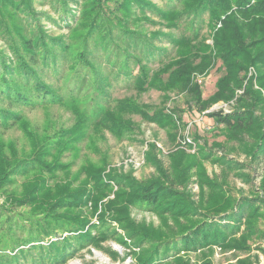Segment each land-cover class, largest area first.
I'll list each match as a JSON object with an SVG mask.
<instances>
[{
	"label": "rangeland",
	"instance_id": "obj_1",
	"mask_svg": "<svg viewBox=\"0 0 264 264\" xmlns=\"http://www.w3.org/2000/svg\"><path fill=\"white\" fill-rule=\"evenodd\" d=\"M125 1L12 0L11 5H0V72L2 63L17 60L21 27L24 37L43 36L47 44H54L61 68L58 81H52V75L41 79L55 102L35 108L3 107L8 115L0 119V255L6 254L0 256V264L12 251L47 247L52 238L59 241L69 235H74L79 249L65 264H166L175 256L191 264L206 260L235 264L241 259L264 264V155L259 149L264 148V135L257 142L256 158L251 153L246 156L237 140L228 142V135L215 127L213 119L196 111L195 97L176 77L179 66L196 69L201 49L215 46L227 13L218 18L215 11L218 21L208 24L209 12H205L199 29L192 27V11L206 0H129L124 9ZM212 2L231 8L227 15L238 9L237 0ZM97 24L102 30L113 26V35L93 38ZM8 36L15 39L13 51ZM125 40L134 41L132 47ZM219 67L220 63L207 73L193 74L201 102H210L216 92L222 75ZM218 111L229 113L230 106L217 102L207 112ZM182 112L184 124L189 125L185 133L184 124L177 132L171 123L180 124ZM183 133L187 140L196 133L211 160L178 178L169 171V154L176 151V140ZM213 142L224 143L225 149ZM152 145L157 147L154 151ZM149 148L151 157H147ZM156 159L169 176L159 175ZM198 176H207L202 181L204 191L208 184L220 182L235 197L244 195L246 205L258 208V227L247 249L225 251L213 246L208 257H203L207 250L178 252L180 238L170 241L172 237L166 235L159 240L138 226L158 224V216L135 199L140 189L134 188L159 184L174 189L176 197L166 198L162 206L173 204L172 209L182 206L187 211L202 191ZM222 176H228V182ZM49 192H58L56 196L65 203L47 205L43 197ZM246 205L210 221L228 222ZM241 222L239 238L246 235L249 224L244 217ZM40 229L50 235L44 237ZM8 232L21 237L12 241L4 237ZM90 232L93 238L89 239Z\"/></svg>",
	"mask_w": 264,
	"mask_h": 264
},
{
	"label": "trees",
	"instance_id": "obj_2",
	"mask_svg": "<svg viewBox=\"0 0 264 264\" xmlns=\"http://www.w3.org/2000/svg\"><path fill=\"white\" fill-rule=\"evenodd\" d=\"M237 1L235 4L238 9L232 11L229 15L227 14L231 8L229 9L226 5H212V0H206L205 3L199 2L196 4L192 11L194 14L192 27L201 29L202 18L207 11L209 12L208 24L218 21L216 17L219 18L221 15L227 14L222 22L221 31L216 34L215 46L212 48L204 47L205 50L201 49V56L199 57L200 64L195 66L196 69L188 65L179 66L176 70V77L182 87L192 97H195V103H197L196 111L199 114H204L206 117L213 119L216 125L215 127L219 128L221 133L224 132L228 135L227 141L237 140L238 143L236 145L239 146L241 152L246 156H249L251 153V158L253 159L256 158L257 142L264 135V0ZM11 2L12 0H0V5H11ZM94 3L92 2L93 5ZM128 4L129 0L125 1L124 9H127ZM215 11L218 15L216 17ZM20 12L26 16L24 19L27 21V13L23 9ZM100 27L101 25L97 24L92 30L93 38L102 40L107 36L113 35V26L105 30H102ZM22 30L23 28L21 27L19 29V41H17L21 42V48H16L15 51L17 52V60L14 63L1 64L3 68L0 72L1 121L4 115H8V110L3 107L11 108L15 106L21 109L22 106L29 105V108H35L38 106H47L55 102V97H51L52 91L41 79H44L48 75L51 77L52 75V81L53 79L54 81H58L61 68L57 66V61L60 59V56L52 49L55 48L54 44H47L45 40H42L41 37L43 36H36L31 40L24 37L25 35ZM8 41L11 43L9 47L13 51L15 48L11 42L13 39H10L8 36ZM123 42L125 45L132 47L134 41L129 42L125 40ZM22 52H24V55H22ZM206 53L210 57H207ZM218 63H220L219 68L222 75L217 80L216 92L210 98V102H201V90L199 86H193L192 76L195 72L201 74L207 73L218 65ZM79 87H81V84ZM217 102L228 104L230 106V112H207L210 110L211 105ZM183 114V112L180 113L178 118L180 124L171 120L172 126H174L177 132H179L182 128L181 126L184 124L182 119ZM169 119H174V117L169 116ZM188 126V124H184V133ZM184 133L176 140V151H172L169 154L171 161L169 171L171 176L178 178L179 176H189L185 172H188L192 168L201 167L205 164L204 162L211 160L210 155L205 154V145L200 143V137L195 133L192 135V140L190 137V140H187ZM213 144L215 146L218 145L220 147H218L219 149H225L224 143L213 142ZM151 147L152 151L157 148L156 145H152ZM194 148H196L194 152H189V150ZM259 149L261 150L260 153L264 155V148L260 147ZM152 151L149 148L147 157L154 155L151 154ZM158 161L159 159L154 161V167L159 171V175L169 176L166 170L159 168L161 166L158 165ZM199 174H201L200 169ZM198 178L202 182L204 179H207V176H198ZM222 178L227 182L229 180L228 176H222ZM163 181L170 182V180ZM171 183L174 182L171 180ZM200 185L202 188L200 197L197 201L190 202L187 211L183 210L181 208L182 206H177V208L172 209L173 204L162 206L166 198L173 199L176 197L174 189L165 188L166 186L164 187L159 184L134 188L140 189L136 193L135 199L145 202L147 204L145 207L159 218V220L157 218L158 224L154 222H141L138 226L159 240L163 239L166 235L169 238L172 237L170 241L180 238L179 241L182 242L176 248L178 252L183 250L186 252L207 250L208 252L203 254V257L204 255L208 257L206 254L209 251L212 253L213 250L211 248L213 246H219L225 251L233 249L241 251L247 249L248 246L246 244L250 239L249 237L255 233L258 227V219L260 218L257 211L258 208L249 207L248 204L246 205L248 202L243 201L245 199L244 195L238 198L235 197L231 194L232 191L230 188H225L220 182H214L212 185L208 184L210 188H206L207 191L206 189L205 191L203 190L205 187L203 186V182ZM56 195H58V192L46 193L43 200L47 205L50 204V207H59L61 203L65 202L60 200ZM169 195L171 196L169 197ZM164 203H167V201ZM175 204L177 205L179 202L176 200ZM242 204L246 205L245 209H242L240 215L237 217L228 218V222L214 223V220L210 221L222 214L229 212L233 214ZM242 217L249 224L246 235L239 238V227L242 223ZM13 224H15L14 221L11 223V226ZM58 227L62 229V226ZM47 230L52 231L53 229L47 227ZM40 233H44V237L49 234V232L43 229H40ZM54 235L58 236L56 234ZM32 236L33 233L31 234ZM73 236L69 235L68 238H62L59 241H55L52 238V241L47 244V247L34 246V248H25L27 250L20 249L18 242H13L16 244L15 249L19 247L20 251L17 249L18 253L16 252V254L15 251H12L11 256H6V258L2 259V264H21V260H24L26 264H65L75 251L79 249V245L74 241L76 238ZM4 237L16 241L21 236L20 234L15 235L14 233L8 232ZM88 238H93L92 232L89 233ZM1 243L5 246L3 241ZM22 243L28 242L24 241ZM83 244L84 242L80 244V247ZM5 250L3 249L2 252ZM5 254L1 253L0 256ZM175 257L167 260L168 262L166 264H191L189 260L177 257L176 259ZM255 259L258 261L256 257ZM202 264H212V261L206 260ZM235 264L254 263L251 259H241Z\"/></svg>",
	"mask_w": 264,
	"mask_h": 264
}]
</instances>
